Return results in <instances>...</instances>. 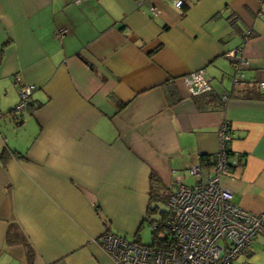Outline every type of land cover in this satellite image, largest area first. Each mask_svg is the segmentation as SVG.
I'll return each mask as SVG.
<instances>
[{"label":"crops","instance_id":"0c3cea01","mask_svg":"<svg viewBox=\"0 0 264 264\" xmlns=\"http://www.w3.org/2000/svg\"><path fill=\"white\" fill-rule=\"evenodd\" d=\"M260 10L259 0H0V264H117L95 239L140 232L153 171L164 188L195 183L190 167L219 151L224 122V183L264 214ZM235 47L249 58L246 84L233 83ZM200 69L209 105L184 79ZM28 83L32 108L15 110ZM246 254L264 264V234Z\"/></svg>","mask_w":264,"mask_h":264},{"label":"built area","instance_id":"2783aa9c","mask_svg":"<svg viewBox=\"0 0 264 264\" xmlns=\"http://www.w3.org/2000/svg\"><path fill=\"white\" fill-rule=\"evenodd\" d=\"M82 2L85 0H75ZM264 6V0H259ZM182 8L184 0H174ZM259 14L264 16V11ZM66 31L62 29L61 33ZM251 36V30L245 37ZM235 65L233 83L246 84L245 69L249 58L244 47H235L227 52ZM193 94L209 92L211 79L200 69L186 75ZM264 86V81H261ZM36 85L28 83L20 88L21 100L15 110H28L31 94ZM223 100L230 97L223 94ZM27 113L24 112L22 117ZM1 115V113H0ZM230 125L224 122L219 130L220 148L215 155V164L210 169L192 166V175L200 176L193 184L178 183L169 196V212L166 219L165 243H141L137 237L126 238L107 231L95 241L109 252L117 264H240L241 255L251 246L258 232L264 233V214L243 208L234 201L233 191L225 185L224 177L230 171L231 158L227 143L231 139ZM236 163V162H234ZM159 228L158 223L154 229Z\"/></svg>","mask_w":264,"mask_h":264},{"label":"trees","instance_id":"16d2710c","mask_svg":"<svg viewBox=\"0 0 264 264\" xmlns=\"http://www.w3.org/2000/svg\"><path fill=\"white\" fill-rule=\"evenodd\" d=\"M201 95L203 96V99H204L203 102H205V104H207V105H209L210 103H212V101H214L216 99V96H214V94L212 92L203 93ZM257 96L263 97V95L261 93H258ZM29 108H32L31 99H30L29 105H28V109ZM227 145H228V143H227ZM227 149H228L229 154H231V150L229 149L228 146H227ZM6 155H7V150H4L3 152L0 153V159L5 158ZM215 155H216V153L214 154V156L203 155L202 156L203 161H202L201 165L204 166L206 164V165H210L213 167V165L215 164V162H214L215 161ZM190 169H191V167H190ZM165 188L163 186L161 177L158 175V173L156 171H153L151 174V194H150V201L151 202H150V205H149L148 210H147V215H146V217L142 223V225H143L146 221H148L149 224L152 226V236H151L152 241L150 243H147V244H156V243L162 244V243H165V240H166V236H164L166 234V228H167L165 222H166L167 216L170 214V212H169L170 209H169L168 205H167L166 209H161V206L158 204V202L164 200L168 204L169 196H170L171 192L174 190V188L173 187H167V188H169L170 192H169V195L167 197H164V195L162 194V190H164ZM159 213H161V217L158 218V217H156V215ZM156 222L158 223L159 228L154 229V224ZM142 228H143V226L140 228V230ZM260 234H264V233L258 232V234L255 236V239ZM123 236H125L126 238H129V236H126V235H123ZM137 236H138L137 237L138 240L141 243H145V242H143L142 237L139 236V232L137 233ZM246 252H244V253H246Z\"/></svg>","mask_w":264,"mask_h":264},{"label":"rangeland","instance_id":"374dc122","mask_svg":"<svg viewBox=\"0 0 264 264\" xmlns=\"http://www.w3.org/2000/svg\"><path fill=\"white\" fill-rule=\"evenodd\" d=\"M194 183V180L193 179H189L187 181V183H185L186 185H189V184H193ZM174 189L176 187H173ZM176 190V189H175ZM169 189L165 188L164 190H162V194L164 195V197H167L169 195ZM158 204L161 206V209H166L167 207V202L166 201H159ZM156 217H161V213L157 214ZM139 236L142 237V240L143 242L145 243H150L152 241V226L149 224L148 221H146L144 224H143V228L140 230L139 232ZM133 237H138L137 234L135 235H131L129 236V238H133ZM240 264H251L253 262V258L252 256H248V254L244 253L241 255L239 261H238Z\"/></svg>","mask_w":264,"mask_h":264}]
</instances>
